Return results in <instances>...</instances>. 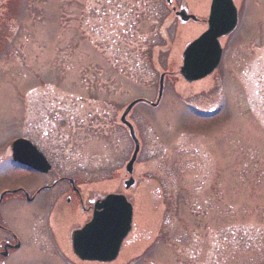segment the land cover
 Segmentation results:
<instances>
[{"label": "rangeland", "instance_id": "1", "mask_svg": "<svg viewBox=\"0 0 264 264\" xmlns=\"http://www.w3.org/2000/svg\"><path fill=\"white\" fill-rule=\"evenodd\" d=\"M210 2L173 0L200 19L182 24L166 0H0V192L42 178L15 168L19 138L88 197L119 192L135 147L120 117L156 101L166 74L159 106L128 116L141 145L133 229L111 264H264V0H235L220 66L190 84L176 72ZM31 253L13 264H64Z\"/></svg>", "mask_w": 264, "mask_h": 264}, {"label": "water", "instance_id": "2", "mask_svg": "<svg viewBox=\"0 0 264 264\" xmlns=\"http://www.w3.org/2000/svg\"><path fill=\"white\" fill-rule=\"evenodd\" d=\"M174 15L182 24L200 23V19L185 8L179 10L173 0H166ZM234 0H212L207 30L193 42L189 43L182 54V65L176 74L187 83H194L212 75L220 66L223 49L220 40L230 36L239 23L238 10ZM166 74L160 76L158 99L155 103L144 99L133 101L121 115L120 121L128 131L134 143V151L126 165L127 181L123 183L124 193L104 196L94 204L90 222L73 233L74 253L84 261L109 264L117 260L126 238L133 227V203L126 193L132 192L136 186L134 167L140 152V142L134 126L127 117L135 106L144 102L151 107L160 104L164 93ZM13 160L40 173H48L51 166L45 157L29 140L19 139L11 147Z\"/></svg>", "mask_w": 264, "mask_h": 264}, {"label": "flooded vegetation", "instance_id": "3", "mask_svg": "<svg viewBox=\"0 0 264 264\" xmlns=\"http://www.w3.org/2000/svg\"><path fill=\"white\" fill-rule=\"evenodd\" d=\"M36 147L43 153L38 145ZM48 162L52 167L47 174L14 163L16 169L35 173L42 178L30 186L17 185L0 192V264H13L14 259L25 251H29L28 255H32L31 252L47 251L58 256L64 264H99L83 261L76 256L73 251V233L89 222L94 203L100 197H88L86 185L76 176H51L56 167L54 163ZM15 208L30 217L34 224L28 236L16 230L13 223L9 222L10 216L15 217L12 215ZM75 213L76 216H73ZM83 217L87 219L83 221ZM58 220L62 222L60 226L64 231L56 227Z\"/></svg>", "mask_w": 264, "mask_h": 264}]
</instances>
